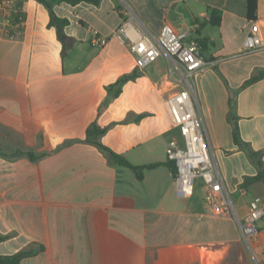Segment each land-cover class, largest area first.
<instances>
[{"label": "crops", "instance_id": "crops-1", "mask_svg": "<svg viewBox=\"0 0 264 264\" xmlns=\"http://www.w3.org/2000/svg\"><path fill=\"white\" fill-rule=\"evenodd\" d=\"M123 1L153 34L163 26L185 32L214 61L193 89L234 215L212 213L200 178L182 196L166 164L142 168L139 177L84 141L97 120L108 126L101 143L142 166L168 161V142L178 137L164 103L172 87L165 57L150 64L155 73L127 80L118 96L106 89L137 67L124 44L92 43L94 29L109 35L121 22L114 0L54 5L75 38L63 58L48 13L22 6V29L0 34V236L7 235L0 255L41 247L18 264H229L227 257L241 258L248 247L238 220L250 201L264 205V183L246 181L260 168L234 140L237 129L264 162V48L241 52L252 21L247 0ZM213 8L221 11L216 26ZM263 18L264 0H257L254 20ZM121 48L127 60L118 57ZM26 151L45 155L32 161ZM255 226L249 245L264 264V215Z\"/></svg>", "mask_w": 264, "mask_h": 264}, {"label": "built area", "instance_id": "built-area-1", "mask_svg": "<svg viewBox=\"0 0 264 264\" xmlns=\"http://www.w3.org/2000/svg\"><path fill=\"white\" fill-rule=\"evenodd\" d=\"M119 12L122 18L115 29L109 35H102L94 29L92 43L104 46L110 40H116L124 44L135 57L140 69L161 57L167 59L170 65L166 68L164 79L172 87L164 103L178 137L169 140L166 154L175 163L176 190L182 196H188L194 190L195 179L200 178L203 181V200L212 213L234 215L230 195L213 157L193 89L194 77L213 66L214 61L206 59L196 43L186 41L185 32L174 33L168 26H163L159 34H153L125 1L119 7ZM23 13L22 7L15 0H0V34L12 37L13 31H20L23 27ZM263 48L264 18L252 20L241 52ZM263 215L264 205L252 200L245 219L238 220L243 238L248 244L255 240V223Z\"/></svg>", "mask_w": 264, "mask_h": 264}, {"label": "trees", "instance_id": "trees-1", "mask_svg": "<svg viewBox=\"0 0 264 264\" xmlns=\"http://www.w3.org/2000/svg\"><path fill=\"white\" fill-rule=\"evenodd\" d=\"M36 1L42 4L47 10V13H48L47 25L48 27L55 28L56 36L61 44L60 55L63 58L66 56L67 52L74 44L75 38L67 34L65 31V27L69 24V19L65 16L58 15L54 10V5L59 4L61 2L70 4V5H75L80 2H87V3L94 4V5H98L101 0H36ZM256 8H257V0H247V15L251 20H254L255 18ZM209 20L212 25H215V26L219 25L220 20H221V11L216 8L211 9ZM134 74L135 72L121 75L118 79H116L114 83L108 85L106 89L110 91V87L118 86L119 84H122L126 82L127 80L132 79L134 77ZM254 79L255 77L249 78L248 80L245 81L244 85L249 84ZM119 92L120 90L116 89V92L114 95L117 96ZM107 129H108V126H100L97 120L92 121L86 128V137L84 141L98 147V149L102 153H104V155L108 158V161L110 164L124 165L131 169H134L138 171L137 173L139 177H140V171L142 168L155 167L160 164H166L173 171V173L175 172V168H176L175 163L174 161L170 159H168V161H166L165 163H151V164L142 165V166L133 165L123 155L114 152L108 146L101 143L100 137L106 132ZM234 140L240 147L247 150L249 155L255 160L256 164L260 168V171L256 176L247 177L246 181L248 183H252V182L260 180L264 183V162L260 158V153L250 149L248 144L240 139L237 129H235L234 131ZM20 152L22 153L23 151H20ZM25 154L32 161L37 160L41 156L45 155V154L37 155L31 151H26ZM6 237L7 235L0 236V239L2 240ZM40 248L41 247L24 249V250L17 251L13 254L0 255V264H18L21 261V259L34 255L37 252V250Z\"/></svg>", "mask_w": 264, "mask_h": 264}, {"label": "rangeland", "instance_id": "rangeland-1", "mask_svg": "<svg viewBox=\"0 0 264 264\" xmlns=\"http://www.w3.org/2000/svg\"><path fill=\"white\" fill-rule=\"evenodd\" d=\"M114 1L119 6L123 5V0H114ZM15 2L17 3V5H19L21 7L22 6L25 7V10L27 9L29 12H32L33 11V12H35L38 15L44 14L45 11L47 12V10L45 9V7L42 4L38 3L36 0H15ZM115 50H116V52H118L117 51L118 50L117 48ZM124 51H125L124 48L119 49V52L120 53L118 54V57L120 59H122V60H127L122 55L124 53ZM167 65H170L168 61H167ZM145 70L147 71L146 74L148 73L150 75L152 73H155V70H157V69L156 68H152V65L147 66L146 69L145 68L144 69H140V68H138V67L135 66L134 69L131 70L130 72H128V73H122L121 75L135 72L134 77L132 79H129V80H134V79H137L138 76H141V75L145 76L144 75L145 74ZM121 75H119L117 78H113V79H118ZM114 77H116V76H114ZM111 78H112V76L109 79H111ZM124 83L119 84L118 86H114V87L112 86V87H110V91L112 92V95L113 96H115L114 94L116 92V89H119L121 91L122 85ZM110 84H112V83H110ZM110 84H108V85H110ZM108 85H106V88H107ZM242 253H243V256L241 258L239 257V255L227 257V259H226L227 262L229 264H259V260L257 259V257L253 254V252L248 247L244 248V250H243Z\"/></svg>", "mask_w": 264, "mask_h": 264}, {"label": "water", "instance_id": "water-1", "mask_svg": "<svg viewBox=\"0 0 264 264\" xmlns=\"http://www.w3.org/2000/svg\"><path fill=\"white\" fill-rule=\"evenodd\" d=\"M203 55L205 58H209V53L207 50L203 51ZM245 243L247 244L248 248L252 251L251 246L248 244V242L245 240Z\"/></svg>", "mask_w": 264, "mask_h": 264}]
</instances>
